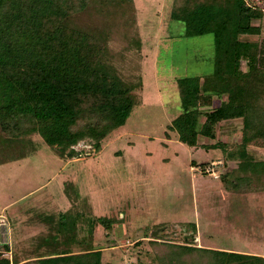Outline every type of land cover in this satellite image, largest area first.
<instances>
[{"label":"trees","instance_id":"obj_1","mask_svg":"<svg viewBox=\"0 0 264 264\" xmlns=\"http://www.w3.org/2000/svg\"><path fill=\"white\" fill-rule=\"evenodd\" d=\"M134 9L133 0H0V165L27 157L34 135L59 159L77 158L80 142L97 152L124 124L141 87ZM261 12L253 0H170L169 18L185 37L212 36L213 69L175 79L180 113L168 128L195 148L199 137L214 140L218 123L240 120L237 142L199 145L237 161L218 176L230 192L264 191V161L248 152L264 149V40L241 39L259 35L253 22ZM71 210L41 215L45 231L18 251L0 245V264H112L101 262L91 236L95 224L108 230L113 222L100 217L88 226ZM190 232V243L167 248L154 241L161 236L149 240L156 253L146 264H264L263 256L195 247Z\"/></svg>","mask_w":264,"mask_h":264},{"label":"rangeland","instance_id":"obj_2","mask_svg":"<svg viewBox=\"0 0 264 264\" xmlns=\"http://www.w3.org/2000/svg\"><path fill=\"white\" fill-rule=\"evenodd\" d=\"M253 2L262 11L253 22L259 35L241 39L260 42L264 0ZM133 5L141 84L135 105L97 152L80 142L73 147L77 158L59 159L34 135L27 157L0 165V245L18 251L45 231L41 215L72 209L83 213L88 226L100 217L113 222L108 230L93 227L91 244L102 263H149L156 253L149 235L159 228L163 231L155 237L162 239L154 241L161 248L190 243L185 237L193 227L195 247L264 257V191L226 190L218 176L236 168L237 161L222 149L199 147L215 140L237 142L240 120L218 123L214 140L199 137L195 148L181 144L168 128L180 113L175 79L213 69L212 36L185 37L183 24L169 18L170 0H133ZM218 103L212 97L210 106ZM248 152L264 161L263 148ZM209 167L213 170L205 173ZM65 185L76 198L73 206Z\"/></svg>","mask_w":264,"mask_h":264},{"label":"water","instance_id":"obj_3","mask_svg":"<svg viewBox=\"0 0 264 264\" xmlns=\"http://www.w3.org/2000/svg\"><path fill=\"white\" fill-rule=\"evenodd\" d=\"M161 231H163V228H159L153 232L150 233L149 237L154 238L157 234H159Z\"/></svg>","mask_w":264,"mask_h":264},{"label":"built area","instance_id":"obj_4","mask_svg":"<svg viewBox=\"0 0 264 264\" xmlns=\"http://www.w3.org/2000/svg\"><path fill=\"white\" fill-rule=\"evenodd\" d=\"M214 167H215V166H214ZM210 168H211V169H210ZM212 168H213V167L206 168V169H205V173L211 172V170H213Z\"/></svg>","mask_w":264,"mask_h":264}]
</instances>
